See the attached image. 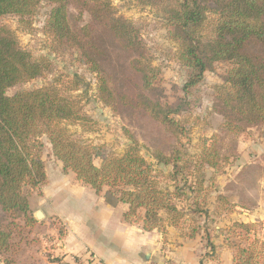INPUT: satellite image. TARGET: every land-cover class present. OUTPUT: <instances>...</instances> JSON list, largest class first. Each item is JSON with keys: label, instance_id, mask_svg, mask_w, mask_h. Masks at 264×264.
<instances>
[{"label": "rangeland", "instance_id": "1", "mask_svg": "<svg viewBox=\"0 0 264 264\" xmlns=\"http://www.w3.org/2000/svg\"><path fill=\"white\" fill-rule=\"evenodd\" d=\"M103 1L112 17H123L138 31L144 47L143 63L154 72L151 90L143 88L134 68L138 57L124 49L88 12L71 5L68 7L71 27L90 28L91 41L98 52L94 58L99 72L117 97L131 102V105L119 103L114 108L104 104L98 93V74L90 70L76 47L51 31L48 22L55 6L44 0L31 17L8 15L0 19V26L11 31L33 60L45 67L40 78L8 90L7 95L52 87L63 97L74 100L84 120L65 123L63 127L74 140L95 147L99 153L94 160L97 166L105 158L121 156L137 141L141 155L154 166L153 180L173 194L174 204L183 213L178 226L164 222L159 230H154L163 235L154 256L157 264H194L196 260L201 264H233L236 248L233 244L237 239L231 228L235 222L252 225L257 238L264 235V123L240 135L225 131L224 118L215 111V104L225 90L224 78L232 68L230 63H216L201 83L186 88L190 72L178 59L179 46L168 22L177 0H153L148 5L138 0ZM213 30V17L209 16L204 37L212 38ZM139 95L177 109L178 114L172 116L175 129L169 130L154 119L138 101ZM40 144L37 152L45 162V171L48 167L50 181L38 188H26L35 223L26 226L24 219L17 221L20 228L12 230L18 255H2L0 262L9 257L16 260L14 264H68L61 251L68 229L56 216L55 207L60 209L74 196L69 187L57 189L59 160L46 136L40 139ZM207 148L216 150L210 156L218 162L214 168L200 161ZM159 154L181 160L177 171L173 166L158 165L155 156ZM69 182L72 181H67L66 186ZM86 199H81L83 204ZM38 211L44 214L41 220L35 217ZM139 214L143 215V211ZM0 219L4 226L12 222L3 214ZM168 230L173 231L172 235ZM178 254L180 260L174 257Z\"/></svg>", "mask_w": 264, "mask_h": 264}, {"label": "trees", "instance_id": "2", "mask_svg": "<svg viewBox=\"0 0 264 264\" xmlns=\"http://www.w3.org/2000/svg\"><path fill=\"white\" fill-rule=\"evenodd\" d=\"M44 0H0V19L14 15L31 17ZM53 9L48 26L60 38L76 47L90 70L98 74L99 97L109 107L119 103L131 105L117 97L101 75L94 56L98 53L91 41L88 26L73 30L68 19V7L75 5L88 12L96 23L102 24L138 59L135 70L143 88H153L154 72L143 63L144 47L134 25L123 17L114 18L103 0H48ZM143 5L153 0H138ZM213 17L212 38L204 30ZM173 39L178 43V59L190 72L186 88L197 86L216 63L232 65L224 78L225 90L217 97L215 111L225 121V131L240 135L251 127L264 123V0H177L168 19ZM45 67L33 60L18 43L15 35L0 26V214L12 219L4 226L0 219V257L18 255L13 229L17 221L26 226L35 223L30 211L26 188L34 189L46 180L45 162L37 148L46 136L54 156L62 162L64 172H73L77 180L97 195L106 188L105 201L110 205L125 204L128 211L124 221L142 224L145 232L159 230L161 224L178 226L183 213L172 200L173 194L164 191L153 180L154 166L149 163L133 141L121 156L105 158L100 166L94 162L99 155L94 146L76 141L63 124L84 120L74 100L63 97L56 88L43 87L8 96V90L40 78ZM138 101L144 109L169 130L176 122L172 116L178 110L144 95ZM136 102V100H132ZM213 148H207L201 162L214 168L218 162L210 158ZM158 165L179 168L178 158L156 155ZM178 175V172H174ZM143 211V215L139 214ZM208 214V211H205ZM165 215V216H164ZM166 217V218H165ZM252 225L235 222L231 228L237 239L233 264H264V235L257 238ZM212 249H214L212 247ZM16 260L6 257L3 264Z\"/></svg>", "mask_w": 264, "mask_h": 264}, {"label": "crops", "instance_id": "3", "mask_svg": "<svg viewBox=\"0 0 264 264\" xmlns=\"http://www.w3.org/2000/svg\"><path fill=\"white\" fill-rule=\"evenodd\" d=\"M56 167L60 171L56 174L57 189L69 187L74 196L70 201L64 202L60 209L55 207L56 216L64 221L68 229L61 250L62 257L68 264L158 263L154 256L163 240L162 234L158 231L145 232L142 224L126 223L124 214L128 211L127 205L108 204L104 197L106 191L97 195L90 187L80 183L74 173L62 172L61 162L58 161ZM46 176L49 183L47 166ZM67 177L70 180H66ZM65 181L72 182L66 186ZM81 199H86L87 203L83 204ZM168 231L172 235L173 231ZM175 256L180 260V254ZM184 258L186 259V255ZM194 264L201 262L196 260Z\"/></svg>", "mask_w": 264, "mask_h": 264}, {"label": "water", "instance_id": "4", "mask_svg": "<svg viewBox=\"0 0 264 264\" xmlns=\"http://www.w3.org/2000/svg\"><path fill=\"white\" fill-rule=\"evenodd\" d=\"M35 217L37 220H41L42 218H44V214L41 211H38Z\"/></svg>", "mask_w": 264, "mask_h": 264}]
</instances>
